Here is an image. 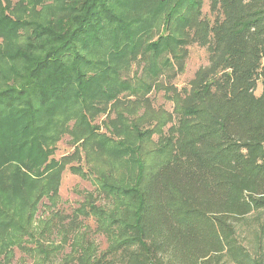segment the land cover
Returning a JSON list of instances; mask_svg holds the SVG:
<instances>
[{"label": "trees", "instance_id": "1", "mask_svg": "<svg viewBox=\"0 0 264 264\" xmlns=\"http://www.w3.org/2000/svg\"><path fill=\"white\" fill-rule=\"evenodd\" d=\"M202 3L0 0L3 263L18 249L40 264L56 254L60 264L116 254L122 264H264L234 236L264 211V0H209L212 21ZM192 43L207 49L209 67L189 90L158 85L183 71ZM155 88L172 112L150 108ZM67 136L72 153L56 159ZM66 168L94 193L66 224L36 223L42 200L55 206ZM81 218L93 220L105 251ZM56 228L60 241L45 245Z\"/></svg>", "mask_w": 264, "mask_h": 264}, {"label": "rangeland", "instance_id": "2", "mask_svg": "<svg viewBox=\"0 0 264 264\" xmlns=\"http://www.w3.org/2000/svg\"><path fill=\"white\" fill-rule=\"evenodd\" d=\"M14 2V1H13ZM202 7V17L208 19L210 21L213 20L214 15H211L210 12V4L209 0H203ZM157 35L153 36V39H156ZM185 49L188 50L187 56L183 58L182 61V69L183 71H178V73L171 72L169 74H165L160 76L158 79V85H162L166 89L170 87L174 88L176 92H180L181 90H189L191 82L194 80L195 74L199 71V69H204L209 67L210 63L208 62V51L207 49L197 46L196 43H192L187 46ZM178 66V65H177ZM136 70V66L133 67V72ZM179 70V67H178ZM131 74L130 72L128 73ZM261 82L258 81L255 89V95L259 96L261 93ZM170 94V93H169ZM172 94H170L171 96ZM169 95L165 94L164 90H159L157 88L153 89L149 95V106L152 110L161 109L167 113L173 111L172 101L169 100ZM142 113V110L139 112ZM138 113V114H139ZM105 121V117H99L95 123L100 124ZM104 132V130H102ZM154 142H156V138H153ZM69 137H64L57 145L56 152L54 157L56 159H60L63 156H66L72 153V147L70 145ZM71 165H76L75 163ZM70 165V166H71ZM80 166L82 169H86L84 163H81ZM58 200L55 203L53 208L46 207L48 202L46 200H42L38 212L36 214V223L40 219H54L56 226L60 224H66L69 219L72 211L79 207V205L83 202V195L85 192L94 193L95 186L91 179H81L79 176L72 174L71 172L66 170L62 174L61 182L59 186ZM101 204H104V201H99ZM81 218L80 220H82ZM83 224L86 225L89 230L90 239L98 246V250L105 251L108 247L107 242L102 234H98L95 232V224L92 219L82 220ZM36 223L31 228V232L35 235H38V231L36 229ZM35 228V229H34ZM235 241H238V245L241 246V249L248 254L254 256L257 252H261L264 257V211L253 213L248 218L244 219L241 224L237 225L235 231ZM262 240L261 246L260 238ZM60 241V234L57 231V228L53 231H48L47 237L45 238V245L53 244L56 245ZM69 252V248H65L63 250V254ZM57 258V259H56ZM41 260L38 257L32 258L28 253L23 254L18 249H14L11 260L8 264H40ZM49 264H60L58 260V255L55 257H49ZM108 261V262H107ZM123 259L122 255L116 254L113 257H106L105 264H122ZM0 264L3 263L0 257ZM212 264H233L231 261L227 259V257L222 256L220 260L214 261Z\"/></svg>", "mask_w": 264, "mask_h": 264}]
</instances>
